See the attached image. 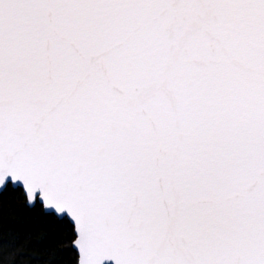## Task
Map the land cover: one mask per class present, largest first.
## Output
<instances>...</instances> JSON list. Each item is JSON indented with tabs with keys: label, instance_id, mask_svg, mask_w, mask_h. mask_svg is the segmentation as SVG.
Listing matches in <instances>:
<instances>
[{
	"label": "snow or ice",
	"instance_id": "6c2138e0",
	"mask_svg": "<svg viewBox=\"0 0 264 264\" xmlns=\"http://www.w3.org/2000/svg\"><path fill=\"white\" fill-rule=\"evenodd\" d=\"M0 264H264V0H0Z\"/></svg>",
	"mask_w": 264,
	"mask_h": 264
}]
</instances>
